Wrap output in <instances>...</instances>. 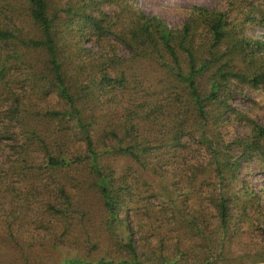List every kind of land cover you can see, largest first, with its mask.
<instances>
[{
    "label": "trees",
    "instance_id": "1",
    "mask_svg": "<svg viewBox=\"0 0 264 264\" xmlns=\"http://www.w3.org/2000/svg\"><path fill=\"white\" fill-rule=\"evenodd\" d=\"M226 4L194 5L178 28L135 0H23L31 30L0 21V143L17 140L0 163V238L24 264H222L251 247L243 226L255 216L264 229V201L239 170H264V125L234 98L264 89V36L249 33L264 0ZM236 123L247 132L228 138ZM145 172L190 247L167 253L162 233L152 253L138 246Z\"/></svg>",
    "mask_w": 264,
    "mask_h": 264
},
{
    "label": "rangeland",
    "instance_id": "2",
    "mask_svg": "<svg viewBox=\"0 0 264 264\" xmlns=\"http://www.w3.org/2000/svg\"><path fill=\"white\" fill-rule=\"evenodd\" d=\"M54 1L57 4H63L66 0ZM226 1L227 0H135V3L146 14L159 15L169 26L172 28H178L186 21L192 6L202 5L208 8H226ZM2 2H6L5 5L8 6V8H10L9 6L14 7L17 12L14 14L8 12L7 17L0 13V21L11 25L12 20L15 17H20L22 20H25L24 26L26 29H32L31 22L26 17L25 8L22 5L23 0H2ZM107 10L113 11L114 8ZM249 33H254L256 37H262L264 36V26L253 25L249 29ZM88 45L99 52L101 50L99 44L93 43V41ZM120 52L125 55L128 54L129 51L126 47H122L120 48ZM234 102L237 107L247 112L251 117L264 125V89H253L249 86L241 85L240 93L235 94ZM246 132V125L236 123L228 128L227 136L230 138L235 135H243ZM16 142L17 140L15 139L8 141L2 140L0 143V163L4 162L9 152L7 146L13 147ZM195 147L200 148L201 150L199 161L206 162L209 159V154H207L206 150L199 144L196 143ZM116 161L120 167L123 166L124 161L122 158H118ZM239 175L241 179L248 183L250 188L260 194L261 199L264 201V170L260 160L253 159L250 162L244 163L239 170ZM138 188L139 189L136 191L138 193L137 199L139 200L137 202L140 206V209L138 210L140 216L138 217V220L140 224L133 220L131 221L132 223H130L133 226V235L136 238L138 246H141L144 250L152 253L151 249L155 250L157 247L151 246L157 245L156 241L158 234L160 233H162L167 239L168 247L165 248L167 253L170 251L174 252L177 245H179V247L183 245L185 248L187 246L190 247V244L193 241H197V239L192 237L188 231L179 229L174 230L176 225L175 227H172L174 223L170 220L173 213L172 207L170 206L167 197L160 192L156 180L150 178L145 172ZM236 189L238 188L236 187ZM237 211V209H234L235 215L237 214ZM140 226H142V230L138 231V227L141 228ZM243 228H247V230L251 232L250 237L244 239V241H247V244L251 247L244 249L239 248L238 250L229 252L227 254V259H225L222 264H257L258 261L262 260L261 251L264 248V229L259 227V222H257L255 216H253L251 222L248 221ZM143 233H145L144 236H149L147 237L150 239L149 244H146L144 240L140 238ZM13 248H15V250H13ZM6 253L10 255L6 257ZM198 253V246L191 251V255L194 257H196ZM47 256L43 258L41 264H52V259L50 258L52 254L47 253ZM60 256L61 255L58 257ZM31 259L37 263L40 262V259H36V257H29V262H31ZM24 260L26 261L17 246L15 247L14 244L10 243L5 237L0 238V264H24ZM258 264H264V262L262 261Z\"/></svg>",
    "mask_w": 264,
    "mask_h": 264
}]
</instances>
